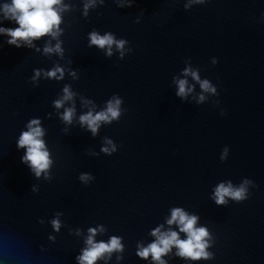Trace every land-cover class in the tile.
I'll return each instance as SVG.
<instances>
[{
  "label": "water",
  "instance_id": "obj_1",
  "mask_svg": "<svg viewBox=\"0 0 264 264\" xmlns=\"http://www.w3.org/2000/svg\"><path fill=\"white\" fill-rule=\"evenodd\" d=\"M59 15L57 35L30 46L0 34V264H79L89 229L122 245L94 264H156L137 251L157 227L179 232L174 208L206 228L209 256L173 246L165 264H264V0H61ZM0 26L17 27L2 13ZM93 32L124 43L107 55ZM115 99L119 115L95 133L79 120ZM33 119L50 159L39 176L17 147ZM221 183L244 198L217 204Z\"/></svg>",
  "mask_w": 264,
  "mask_h": 264
},
{
  "label": "clouds",
  "instance_id": "obj_2",
  "mask_svg": "<svg viewBox=\"0 0 264 264\" xmlns=\"http://www.w3.org/2000/svg\"><path fill=\"white\" fill-rule=\"evenodd\" d=\"M91 2V0H89ZM61 0H9L7 3L0 4V13L3 17L9 20H14L17 27L5 28L0 26V34L6 35L8 44L21 46V42L25 45H31L33 39L39 38L44 35H51L55 37L58 33V25L60 23L59 5ZM88 4L85 5V8ZM90 44H94L98 47L105 48L107 46L106 54H111V46L116 43L117 48L122 47L124 41H115L114 37L106 33L99 35L95 32L89 35ZM46 53L53 51L60 52L59 43L54 47L46 46L44 48ZM185 73L189 70L186 68ZM60 73L62 76V69L56 67L45 73L49 77L56 76ZM193 79H198L196 72L190 73ZM39 75V71H37ZM59 78V77H57ZM187 81L185 79H179L176 81L178 96L183 97L187 92H190L191 86L186 88ZM200 87L206 91H214L210 87L208 81H201ZM64 96L62 99L54 101L56 107H60L65 100H70L72 93L68 87L63 89ZM203 99V96L200 97ZM120 100L115 99L109 101L105 110L93 114L89 111L79 117L82 124H87L88 128L95 133L100 121H109L116 118L119 115ZM73 114L72 108H67L63 113L62 118L65 121H70ZM43 130L39 126L37 119L31 120L27 125V130L22 131L17 139V147H23L25 149L24 155L21 157L22 162H27L31 170L36 176H39L41 171L46 170L50 165L49 153L45 147L42 139ZM110 143V142H109ZM108 151L109 149H102ZM88 177L86 174H82L80 179L86 180ZM247 183V181H245ZM245 195V188L241 185L238 188H233L229 183L225 185L221 183L217 185L214 190V199L217 204L224 203V198L232 197L234 199H242ZM197 217L187 214L180 208H174L171 210L170 217L166 223L172 225L175 223L178 226L179 232L186 234L184 239L179 238V232L173 230L161 231L160 227L152 230L151 235L155 237V240L145 247L138 248L137 255L142 259H147L151 255V259L156 264H165V261L161 259L163 254H166L173 246L177 249L176 254L180 257L190 258L197 260L200 258H208L209 253L205 251L208 232L204 227H196ZM54 228H58V221H52ZM95 229H89V236L86 240V247L82 250L81 254L77 257L79 264H94V262L100 258L104 253H110L113 250H120L122 245L120 238L111 237L108 242H94L93 236Z\"/></svg>",
  "mask_w": 264,
  "mask_h": 264
}]
</instances>
